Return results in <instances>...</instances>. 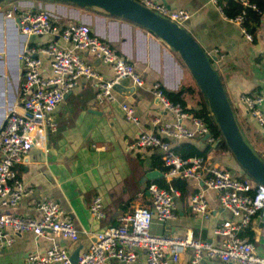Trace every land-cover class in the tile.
<instances>
[{
    "label": "crops",
    "instance_id": "1",
    "mask_svg": "<svg viewBox=\"0 0 264 264\" xmlns=\"http://www.w3.org/2000/svg\"><path fill=\"white\" fill-rule=\"evenodd\" d=\"M154 1L163 3L171 10L182 9L189 14L180 27L210 59V65L233 110L235 122L237 124L239 121L242 126L240 134L247 133L259 144L258 149L264 154V131L246 114L238 99L241 94L264 93V12L260 15L253 40L248 41L241 34L240 28L223 15L222 4L216 6L209 0ZM14 4L22 10H36L37 6H41V9L49 12L52 23L57 27L70 22L88 25L91 32L126 59L143 80V85L139 87L132 84L129 78H122L118 84L130 92L112 91V99L97 102L94 82L80 79L50 114L54 130L47 132L42 142L29 148L22 161L14 164L18 179L24 186L32 188V193L8 211L36 217L33 203L52 199L70 218L77 239H60L49 232L40 236H34L30 232L12 233L10 245L0 243V264H25L30 253H42L52 243L65 249L69 259L84 251L94 241L96 233L118 224L120 216L148 208L146 185L156 179L165 181L160 153L155 149L129 150L127 145L135 139L139 129L156 131L158 127L173 121L149 90L151 84L157 82L165 93L176 91L181 85L194 86V81L177 52L147 29L122 17L110 15L92 6L77 7L60 2L38 4L36 0L3 1L0 3V124L5 112L12 105L20 103L18 91L23 77L20 62V75L18 79L16 77V53L25 45H37L52 39L49 36H22L16 28V12L12 14L13 20L2 18V13ZM57 42L61 46L70 47L58 39ZM73 51L85 63L90 64L102 79H111L112 73L105 64L89 53ZM40 61L41 75L48 76V60L41 57ZM9 73L17 88L16 97L11 95V86L5 82ZM183 98L185 108L182 107L186 111L197 107L195 97L186 94ZM122 103L132 109L137 124L124 118ZM155 120L157 123L153 124ZM185 124L189 126L187 122ZM181 142H189L197 149L208 146L204 155L208 164L227 171L233 170L235 176L246 175L228 150L221 151L216 147V139L211 145L206 142L205 136L195 135L179 141L169 139L172 149ZM149 171H157L162 176L151 181L144 180V174ZM182 181L185 182V192L181 193L179 190V195L175 198L173 217L162 224L152 222L150 232L177 237L189 235L193 239L218 242L212 234V228L229 215L219 207L216 192L203 190L207 217L201 218L190 210L188 202L197 183ZM95 196L99 197L102 207V216L98 219L92 218L88 212V206ZM247 229L251 232L250 241L255 251L262 254L264 228L259 227L255 220ZM143 255L142 250L137 251L134 264H144ZM192 256V250L185 248L179 253L175 263L168 264H192ZM196 264L231 263L202 257Z\"/></svg>",
    "mask_w": 264,
    "mask_h": 264
},
{
    "label": "built area",
    "instance_id": "2",
    "mask_svg": "<svg viewBox=\"0 0 264 264\" xmlns=\"http://www.w3.org/2000/svg\"><path fill=\"white\" fill-rule=\"evenodd\" d=\"M133 1L178 26L189 17L186 11L171 10L161 2ZM209 1L220 6L217 0ZM234 1H238L243 7L256 10L254 4L248 0ZM40 7L37 6L36 10H22L14 4L2 13L5 20H13L12 14L16 12V28L22 36L52 38L44 43L28 44L21 48L19 62L23 83L18 91L20 103L12 105L5 112L0 124V243L7 246L10 245L12 233L30 232L34 236H40L49 232L56 238L70 241L77 239L70 218L52 199L37 200L33 203L36 217L8 211L32 193V188L24 186L18 179L14 164L21 162L29 148L38 145L44 140L47 132L54 130V123L49 116L62 98L80 79L94 82L97 102L112 99V86L118 84L122 78H129L136 86L143 85V80L131 64L93 34L88 25L70 22L57 27L52 23L49 12ZM230 20L240 28L243 37L250 41V34L242 27L243 11ZM57 39L70 47L61 46ZM73 50L89 53L105 64L112 73L111 79H102L99 73ZM41 57L48 60L50 69L49 75L45 77L40 72ZM149 90L161 109L169 113L173 121L158 127L156 131L139 129L127 148L158 151L166 186L159 187L155 183H148V208L124 214L118 218L117 225L96 233L94 241L77 254L75 264H134L137 251L140 250L144 254V264L175 263L179 253L185 248H190L193 252L192 264L198 263L202 257L216 258L231 264H264V256L261 257L250 239L243 235V231L255 220L258 223L261 221L264 186L232 176L227 170L208 164L204 156L181 158L175 154L169 139L179 141L195 135L203 138L207 135L205 140L211 145L215 138L208 134L201 120L191 117L179 103L170 102L157 82L151 84ZM238 99L246 114L264 131V93L241 94ZM121 109L126 120L137 124L132 109L127 104L122 103ZM156 123L157 120L153 122ZM177 179L197 183L196 189L189 195L188 202L190 210L201 218L207 217L203 190L216 192L219 207L229 215L212 228V234L218 242L193 239L189 235L177 237L150 232L152 222L162 224L173 217L174 201L179 195V189L170 182ZM88 212L94 219L102 216L99 197L92 198ZM50 263L69 264L65 249L56 243H52L42 253H30L25 264Z\"/></svg>",
    "mask_w": 264,
    "mask_h": 264
},
{
    "label": "water",
    "instance_id": "3",
    "mask_svg": "<svg viewBox=\"0 0 264 264\" xmlns=\"http://www.w3.org/2000/svg\"><path fill=\"white\" fill-rule=\"evenodd\" d=\"M3 0H0L2 2ZM79 7L92 6L104 12L122 17L151 32L172 50L177 52L207 104L227 150L239 168L253 181L264 186V163L252 152L243 140L220 80L212 69L208 57L197 42L180 26L163 18L133 0H59ZM17 23V20H16ZM115 92H130L119 84L112 86ZM207 136V135H205ZM157 171L144 174V180L161 177ZM148 196V192H146ZM259 227L264 228V209ZM77 254L70 256L75 264Z\"/></svg>",
    "mask_w": 264,
    "mask_h": 264
},
{
    "label": "trees",
    "instance_id": "4",
    "mask_svg": "<svg viewBox=\"0 0 264 264\" xmlns=\"http://www.w3.org/2000/svg\"><path fill=\"white\" fill-rule=\"evenodd\" d=\"M3 1H10V0H3ZM36 1L40 2L41 4L47 3V2H60V3L72 5V6H77L76 4L71 3V2H65V1H59V0H36ZM248 2L254 4L256 10H253L249 7H243L238 1L217 0L218 4H222L221 11L223 15H225L228 18H232L235 15L239 14L241 11H243L242 27L245 29V31L248 34H250L251 40H253L252 38L255 35V29H256L257 24L259 23L260 15L264 12V0H248ZM83 7H89V6H83ZM208 61L210 63V59H208ZM186 94L195 97L198 102L197 107L187 109V112L190 114L191 117L198 118L205 124L208 134L216 139L215 145L216 147H218L219 150L227 151V148L223 142L221 134L218 131V128L213 120V117L210 111L208 110L207 104L202 98L195 83H194V86L181 85L176 91L165 92V95L168 98V100H170L171 102H177L184 108H185V104H184L183 96ZM231 111L234 117L233 110L231 109ZM208 149H209L208 146H205L203 149H197L194 145H192L189 142H181L175 145L172 150L179 157L187 158V157H192V156H204L207 153ZM163 170L164 169L162 168L161 171ZM249 180L251 184H256V182L253 181L251 178ZM153 183H155L159 187L166 186V183L163 179H156L155 182ZM170 183L174 185L175 187H177L181 193L185 192V182L184 181L177 179V180H172ZM243 235L251 239L250 230L248 229L244 230Z\"/></svg>",
    "mask_w": 264,
    "mask_h": 264
},
{
    "label": "rangeland",
    "instance_id": "5",
    "mask_svg": "<svg viewBox=\"0 0 264 264\" xmlns=\"http://www.w3.org/2000/svg\"><path fill=\"white\" fill-rule=\"evenodd\" d=\"M2 38H3V40L5 39V35L3 34L2 35ZM20 50H21V48H20ZM20 50L16 53V55H15V57H14V63H17V79H18V77H19V75H20V73H19V67H18V63H19V53H20ZM11 69H12V66H11ZM12 76L10 75V73L7 75V78H6V80H5V82L7 83V85H9V86H11V90H12V96L13 97H16V93H17V91H16V87H14V83H12ZM9 83V84H8ZM8 95V94H7ZM237 125H238V128H239V130H241V132H242V126H241V124H240V122L238 121L237 122ZM242 134V133H241ZM242 138H243V140L245 141V143L248 145V147L252 150V152L260 159V160H262L263 162H264V154H262L260 151H259V144H257L256 142H254L250 137H249V135L246 133V134H242ZM228 172H229V174L230 175H232V176H235L234 175V171L233 170H228ZM236 177H238V178H245V179H247L249 182H250V178H248L246 175H244V174H239L238 176H236ZM262 247H263V245H262ZM261 257H263L264 256V250H263V253L262 254H259Z\"/></svg>",
    "mask_w": 264,
    "mask_h": 264
}]
</instances>
